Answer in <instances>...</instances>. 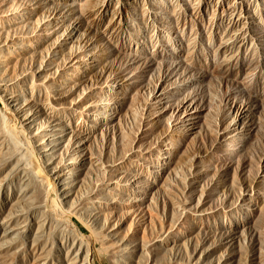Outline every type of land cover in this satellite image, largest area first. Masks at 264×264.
<instances>
[{
	"label": "rangeland",
	"instance_id": "374dc122",
	"mask_svg": "<svg viewBox=\"0 0 264 264\" xmlns=\"http://www.w3.org/2000/svg\"><path fill=\"white\" fill-rule=\"evenodd\" d=\"M0 264H264V0H0Z\"/></svg>",
	"mask_w": 264,
	"mask_h": 264
},
{
	"label": "bare ground",
	"instance_id": "6f19581e",
	"mask_svg": "<svg viewBox=\"0 0 264 264\" xmlns=\"http://www.w3.org/2000/svg\"><path fill=\"white\" fill-rule=\"evenodd\" d=\"M14 16H16V15H14ZM11 22H15L14 20H12V18H8L7 20H6V24L9 26V25H11ZM24 41H29V38L27 39L26 37H24V36H21L20 38H18V43H23ZM8 111V110H7ZM3 115V114H2ZM5 116V115H4ZM2 118H4L3 116H2ZM4 120H7L6 118L4 119Z\"/></svg>",
	"mask_w": 264,
	"mask_h": 264
}]
</instances>
